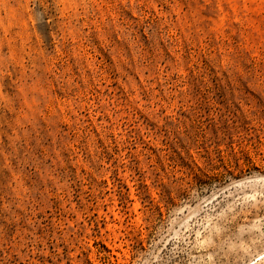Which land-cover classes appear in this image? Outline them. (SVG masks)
Segmentation results:
<instances>
[{"label":"rangeland","instance_id":"obj_1","mask_svg":"<svg viewBox=\"0 0 264 264\" xmlns=\"http://www.w3.org/2000/svg\"><path fill=\"white\" fill-rule=\"evenodd\" d=\"M0 264H264V0H0Z\"/></svg>","mask_w":264,"mask_h":264}]
</instances>
